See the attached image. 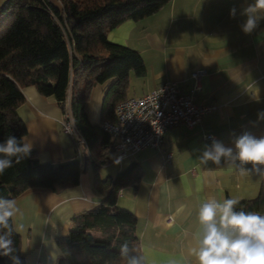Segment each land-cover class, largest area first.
Segmentation results:
<instances>
[{
	"label": "crops",
	"instance_id": "obj_1",
	"mask_svg": "<svg viewBox=\"0 0 264 264\" xmlns=\"http://www.w3.org/2000/svg\"><path fill=\"white\" fill-rule=\"evenodd\" d=\"M252 3L254 0H171L153 16L125 22L108 33V41L137 51L146 67L145 76H130L126 99L146 95L167 81L182 93L192 94L190 75L205 73L193 101L213 109L192 129L183 124L170 128L159 151L148 149L119 164L113 150L105 164L98 148L78 154L62 132L60 106L34 87L22 90L25 102L17 113L38 160L50 164L75 160L81 166L75 187L58 194L30 189L14 199L19 212L12 223L24 226L15 233L25 264H56L60 257L56 240L68 234L71 218L103 201L94 186L95 176L114 178L133 163L141 171V180L136 189L127 186L118 193L117 207L136 217L146 264H198L191 249L196 247L201 229L202 203L227 198L241 202L258 196L264 178L242 174L223 163L201 165L198 159L213 139L233 147L234 138L245 131L264 136V119L257 115L264 112V20L250 34L240 27L246 19L241 12ZM232 8L236 9L234 17ZM113 83L111 79L91 90L84 105L91 126H99L102 103ZM207 135L213 138L205 140Z\"/></svg>",
	"mask_w": 264,
	"mask_h": 264
},
{
	"label": "trees",
	"instance_id": "obj_2",
	"mask_svg": "<svg viewBox=\"0 0 264 264\" xmlns=\"http://www.w3.org/2000/svg\"><path fill=\"white\" fill-rule=\"evenodd\" d=\"M170 2L6 0L0 10V143L8 136L18 140L25 136L17 109L25 102L22 90L34 87L42 97L52 98L63 115L70 112L87 149L94 152L98 148L105 164L112 141L100 126L88 123L84 105L96 85L114 79L100 113L101 121L114 120L116 105L126 100L130 76L146 74L140 54L108 41L107 35L125 22L153 16ZM12 159V167L0 174V199L14 200L30 189L58 194L79 184L78 161L41 163L33 151L19 163ZM140 180L141 171L135 163L114 178L95 176L94 186L103 201L71 218L68 234L56 240L60 251L56 264H127L120 255L124 243L131 254L142 256L136 217L117 207L118 193L127 186L136 189ZM236 210L264 216V181L258 196L239 202ZM11 238L13 255L25 264L19 236L14 232ZM0 264H12V260L0 255Z\"/></svg>",
	"mask_w": 264,
	"mask_h": 264
},
{
	"label": "clouds",
	"instance_id": "obj_3",
	"mask_svg": "<svg viewBox=\"0 0 264 264\" xmlns=\"http://www.w3.org/2000/svg\"><path fill=\"white\" fill-rule=\"evenodd\" d=\"M264 0H254L243 9L241 15L246 17L241 24L245 34L252 33L264 20ZM230 15H236V9L230 10ZM258 100V94L255 95ZM258 119H264V112L257 114ZM233 147L213 139L210 145H205L198 157L201 165L207 166L209 161L216 166L222 163L230 168L238 169L242 174L255 173L264 178V136L256 137L250 132H243L233 140ZM32 151V144L26 136L19 140L8 136L0 143V174L26 158ZM116 164L120 159L115 160ZM247 165H251L250 168ZM239 200L227 198L223 201L209 200L202 203L199 209L201 229L196 236V247L191 253L197 258L198 264H264V216L255 212L237 211ZM19 212L14 200L0 199V255L7 256L12 264H20L19 257L13 255L14 232L23 229V225H14L10 221ZM120 255L127 264H146L144 256L131 254L127 243L120 246ZM169 264H176L170 261Z\"/></svg>",
	"mask_w": 264,
	"mask_h": 264
},
{
	"label": "built area",
	"instance_id": "obj_4",
	"mask_svg": "<svg viewBox=\"0 0 264 264\" xmlns=\"http://www.w3.org/2000/svg\"><path fill=\"white\" fill-rule=\"evenodd\" d=\"M203 71H195L192 94H184L173 82H164L141 97L126 99L114 109V120H103L100 128L109 135L115 160L120 163L130 156L151 149L159 151L165 133L179 124L192 129L213 108L201 106L193 101V93L199 92ZM62 132L68 136L78 154L87 149L85 139L76 130L69 111L63 115ZM213 137L207 135L205 140ZM171 157L167 155V160Z\"/></svg>",
	"mask_w": 264,
	"mask_h": 264
},
{
	"label": "rangeland",
	"instance_id": "obj_5",
	"mask_svg": "<svg viewBox=\"0 0 264 264\" xmlns=\"http://www.w3.org/2000/svg\"><path fill=\"white\" fill-rule=\"evenodd\" d=\"M6 0H0V10L3 8Z\"/></svg>",
	"mask_w": 264,
	"mask_h": 264
}]
</instances>
